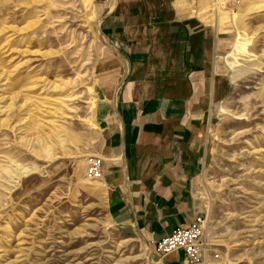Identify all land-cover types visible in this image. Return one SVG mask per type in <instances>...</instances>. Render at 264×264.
<instances>
[{
	"label": "rangeland",
	"instance_id": "374dc122",
	"mask_svg": "<svg viewBox=\"0 0 264 264\" xmlns=\"http://www.w3.org/2000/svg\"><path fill=\"white\" fill-rule=\"evenodd\" d=\"M205 1L234 43L192 186L209 224L198 264H264V0ZM98 13L94 0H0V264H156L88 176L117 85Z\"/></svg>",
	"mask_w": 264,
	"mask_h": 264
},
{
	"label": "crops",
	"instance_id": "0c3cea01",
	"mask_svg": "<svg viewBox=\"0 0 264 264\" xmlns=\"http://www.w3.org/2000/svg\"><path fill=\"white\" fill-rule=\"evenodd\" d=\"M94 1L116 54L105 67L117 85L101 151L111 220L151 247L156 264H189L183 250L162 256L156 246L198 212L192 186L206 113L229 91L231 21L205 0Z\"/></svg>",
	"mask_w": 264,
	"mask_h": 264
},
{
	"label": "built area",
	"instance_id": "2783aa9c",
	"mask_svg": "<svg viewBox=\"0 0 264 264\" xmlns=\"http://www.w3.org/2000/svg\"><path fill=\"white\" fill-rule=\"evenodd\" d=\"M88 176L93 180L103 179V159L94 158L90 161ZM209 224L207 215L198 209L193 222L187 228H180L166 236L156 246L159 255L183 250L188 257L189 264H198L210 258L208 254L206 236Z\"/></svg>",
	"mask_w": 264,
	"mask_h": 264
}]
</instances>
